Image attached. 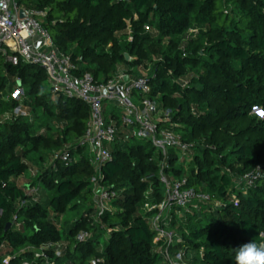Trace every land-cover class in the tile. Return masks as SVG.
Returning a JSON list of instances; mask_svg holds the SVG:
<instances>
[{"label":"trees","instance_id":"1","mask_svg":"<svg viewBox=\"0 0 264 264\" xmlns=\"http://www.w3.org/2000/svg\"><path fill=\"white\" fill-rule=\"evenodd\" d=\"M18 1L47 10L44 25L76 65V75L90 73L104 84L120 64L130 76L148 71L150 96L171 111L165 126L193 144L191 154L181 158L169 151L167 171L187 177L188 186L221 203L175 217L172 226L192 263L234 264L237 246L264 240V118L252 113L254 106L264 111V0ZM6 71L0 74V114L16 104L3 98L16 77L31 115L0 123V247L5 246L0 264L6 256L12 257L10 264H20L32 258L23 249L61 240L68 245L56 264H90L93 258H101L100 264H165L153 242L154 211L144 208L165 198L162 157L151 142L118 133L101 180L118 196L113 210L97 219L95 169L87 148L74 145L85 134L88 104L53 97L41 66L20 61ZM108 114L119 119L115 110ZM66 147L77 161L57 160L25 186L18 183L28 175L29 163L44 165ZM256 170L260 174L249 185L244 176ZM38 185L46 192L44 201L28 194ZM83 230L92 237L78 242Z\"/></svg>","mask_w":264,"mask_h":264},{"label":"built area","instance_id":"2","mask_svg":"<svg viewBox=\"0 0 264 264\" xmlns=\"http://www.w3.org/2000/svg\"><path fill=\"white\" fill-rule=\"evenodd\" d=\"M21 10L25 12L24 17L20 16ZM46 16L47 10L28 7L18 0H0V62H3L4 70L6 71L7 65L16 66L20 61L41 66L46 72L53 97L78 98L88 104L90 116L85 134L74 145L87 148L90 163L95 169L91 183L97 219L105 211L113 210L111 202L118 196V192L105 187L101 180L103 166L112 160L110 146L116 141L119 131L123 129L129 136L151 142L162 157L159 176L165 187V198L162 202L144 206L146 211H154L150 218L154 232L153 242L165 264H195L192 263V254L183 244L182 236L172 226L175 217L184 218L186 214L200 209L201 204L213 202L215 206H220L221 203L211 194L188 186L187 177L178 178L167 171L169 151L174 149L187 155L192 152L193 144L185 143L177 133L165 126L171 121V111L165 109L157 98L150 96L148 74L130 76L126 72H118L104 84H97L90 73L76 75V65L70 56L55 45L51 32L45 27ZM145 28L150 29L149 26ZM193 32H196L195 28L191 30ZM16 81V85L12 87L7 83L3 96L5 100L15 101L16 104L0 115V123L31 115L29 106L25 104L26 91L19 85V78ZM109 105L119 110V119H114L107 113ZM78 158L79 156H74L70 148L66 147L55 151L51 162L55 164L58 160L65 165H71ZM32 174L36 175L35 172ZM259 174L256 170L246 174L244 179L251 185ZM28 194L32 201H37L41 196V187L38 185L29 188ZM25 204L27 200L21 202V206ZM14 219L16 221L17 217ZM91 237V232L83 230L76 239L78 242H85ZM67 245L68 241L61 240L49 246L23 249V253L30 251L32 258H24L20 264H56L54 258L62 257ZM2 248L5 246L2 245L0 249ZM48 252L54 257H50ZM11 259V256H6L4 264H10ZM102 262L101 258H93L90 264Z\"/></svg>","mask_w":264,"mask_h":264},{"label":"clouds","instance_id":"3","mask_svg":"<svg viewBox=\"0 0 264 264\" xmlns=\"http://www.w3.org/2000/svg\"><path fill=\"white\" fill-rule=\"evenodd\" d=\"M253 111H256V106ZM262 113L264 111L258 114ZM234 264H264V240L259 243L249 240L237 246L234 251Z\"/></svg>","mask_w":264,"mask_h":264},{"label":"rangeland","instance_id":"4","mask_svg":"<svg viewBox=\"0 0 264 264\" xmlns=\"http://www.w3.org/2000/svg\"><path fill=\"white\" fill-rule=\"evenodd\" d=\"M191 33V31H190ZM0 74L3 76L7 75V72L3 69L0 71ZM141 74H148V71H144V70H141ZM48 90H50V86L48 85ZM109 112L112 111V110H115L117 113H119V110L116 109L115 107H113V105H109V108H108ZM9 110H6L5 112H7ZM5 112L1 113L0 115L4 114ZM262 112L259 108H256V111L252 112L253 114H256L257 116H259L261 119L264 118V115H259L258 113ZM56 125V123H55ZM121 134H126V131H120L119 132ZM133 142H136L138 140V138H133L131 139ZM191 154V152H188L187 155ZM182 152H178V158H181L182 157ZM188 163V161H187ZM55 167L54 166V163H52L51 161H48L47 163H45L44 165H36L35 163H29V173L28 175L26 176H22L19 180H18V183L21 185V186H25L26 183L30 182L31 181V178H34V175L32 173H38L39 171H42L44 170L45 168H48V167ZM42 189V196H43V201L46 199V192L44 191L43 187L41 188ZM264 237V235H262ZM158 264H162V261H160Z\"/></svg>","mask_w":264,"mask_h":264},{"label":"crops","instance_id":"5","mask_svg":"<svg viewBox=\"0 0 264 264\" xmlns=\"http://www.w3.org/2000/svg\"><path fill=\"white\" fill-rule=\"evenodd\" d=\"M127 65H125V64H120L119 65V72H126L127 71ZM127 73V72H126ZM16 77L14 78V81H9L8 82V85H9V87H12V86H15L16 85ZM108 112H109V110H108ZM107 112V113H108ZM126 135H129V133L126 131ZM20 179V178H19ZM41 196H42V189H41Z\"/></svg>","mask_w":264,"mask_h":264},{"label":"water","instance_id":"6","mask_svg":"<svg viewBox=\"0 0 264 264\" xmlns=\"http://www.w3.org/2000/svg\"><path fill=\"white\" fill-rule=\"evenodd\" d=\"M20 16L21 17H24L25 16V12H24V10H21L20 11ZM129 58V56L126 54V59H128ZM127 79V78H126ZM19 85L21 86V83H19ZM8 225H10V224H8Z\"/></svg>","mask_w":264,"mask_h":264},{"label":"snow or ice","instance_id":"7","mask_svg":"<svg viewBox=\"0 0 264 264\" xmlns=\"http://www.w3.org/2000/svg\"><path fill=\"white\" fill-rule=\"evenodd\" d=\"M262 115H264V113H262Z\"/></svg>","mask_w":264,"mask_h":264}]
</instances>
